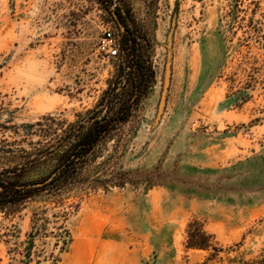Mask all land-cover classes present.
Here are the masks:
<instances>
[{"label": "rangeland", "instance_id": "374dc122", "mask_svg": "<svg viewBox=\"0 0 264 264\" xmlns=\"http://www.w3.org/2000/svg\"><path fill=\"white\" fill-rule=\"evenodd\" d=\"M116 8L155 40L156 83L126 127L137 133L118 170L125 183L0 214V264H202L209 252L186 245L192 222L222 250L209 264H264V0ZM107 30L120 43L96 0H0V143L31 150L41 138L27 125L59 132L96 105L117 68L98 47Z\"/></svg>", "mask_w": 264, "mask_h": 264}, {"label": "trees", "instance_id": "16d2710c", "mask_svg": "<svg viewBox=\"0 0 264 264\" xmlns=\"http://www.w3.org/2000/svg\"><path fill=\"white\" fill-rule=\"evenodd\" d=\"M96 1L112 14L122 35L119 43L113 32L118 48L114 75L96 105L77 114L73 122L63 123L59 132L52 126L46 131L40 122L36 132L35 125H27L28 135L37 133L41 138L31 150L13 149L4 140L0 143V214H16L29 201L46 200V193L61 197L71 191L108 189L125 183L118 170L137 133L136 126L128 132L126 127L137 120L156 83L155 40L150 28L128 11H113V0ZM46 132L51 137L48 145ZM46 164L51 165L50 172L35 178ZM186 245L209 252L202 264L215 261L222 251L197 222L188 226Z\"/></svg>", "mask_w": 264, "mask_h": 264}, {"label": "built area", "instance_id": "2783aa9c", "mask_svg": "<svg viewBox=\"0 0 264 264\" xmlns=\"http://www.w3.org/2000/svg\"><path fill=\"white\" fill-rule=\"evenodd\" d=\"M99 49L107 54L109 58H116L118 56V48L116 38L111 30H107L99 42Z\"/></svg>", "mask_w": 264, "mask_h": 264}, {"label": "water", "instance_id": "95a60500", "mask_svg": "<svg viewBox=\"0 0 264 264\" xmlns=\"http://www.w3.org/2000/svg\"><path fill=\"white\" fill-rule=\"evenodd\" d=\"M114 16L117 19L116 15H114ZM119 25L123 29L121 24H119ZM170 74H171V67H170V64H168V66L166 68L164 86H163V91H162V94H161V99H160V104H159L158 118H160V116L162 115L164 107L166 105L168 87H169V83H170Z\"/></svg>", "mask_w": 264, "mask_h": 264}]
</instances>
